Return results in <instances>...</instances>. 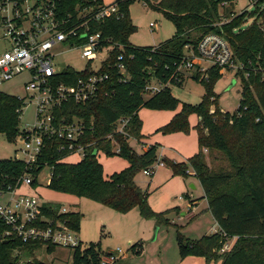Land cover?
<instances>
[{
	"label": "trees",
	"instance_id": "16d2710c",
	"mask_svg": "<svg viewBox=\"0 0 264 264\" xmlns=\"http://www.w3.org/2000/svg\"><path fill=\"white\" fill-rule=\"evenodd\" d=\"M88 1L92 7L103 3V0ZM135 1L116 0L120 17H111L93 26L94 32H102L105 40L116 45L104 66L110 82L86 105L68 102L54 112L58 123L64 119L84 120L83 141L92 145L89 155L78 163L64 162L67 153L60 151L63 142L55 137L47 138L43 155L32 168L18 159L0 160V194L21 188L27 177L33 179V188L37 187L40 175L48 167L52 171L49 188L56 192L85 197L121 214L138 208L142 218L153 220L158 226H170L169 215L179 213V209L155 212L149 204L150 192L137 183L140 173L159 164V146L153 145L144 153H138L130 142L141 144L146 138L139 116L142 109L175 112L182 106L171 122L156 133L188 135L192 130L190 117L196 115L199 118L195 128L199 153L186 163L168 164L173 176L185 179L192 168L219 231L193 240L184 236L178 227L181 259L200 257L222 264H264V0H256L252 11L240 15L235 14V0H159L156 3L139 0L162 13L176 28L173 38L149 47H137L130 42L131 35L137 31L129 14L130 5ZM83 4L81 0H61L59 13L61 17L76 16ZM251 19L253 23L247 26ZM209 34L219 35L230 44L239 66L237 75L242 80V100L235 114L219 109L214 88L222 74L216 67L204 73L196 68L189 76L206 89L198 105L182 103L169 88L170 84L181 87L185 82V75L179 69L187 47L196 51L199 41ZM121 55L124 72L116 66ZM64 75L70 77L68 83L72 84L83 74L68 69ZM157 83L163 89L145 100V95L150 94L146 90ZM25 107L24 98L0 92V135L10 143L24 135L20 123ZM121 119L128 120V124L123 133H118L116 129ZM94 149L103 150L106 157L123 158L129 167L106 179L103 165L92 153ZM62 207L61 204L45 203L43 210L47 216L55 217ZM62 217L80 231V213L71 212ZM8 230L0 222V264H23L22 254L32 258L25 264H48L35 255L41 251L53 254L56 247L6 239L4 234ZM233 239L236 241L232 249L222 253ZM131 250H135L137 256L141 255L142 245H134ZM102 258V250L95 243L73 252L74 264H101Z\"/></svg>",
	"mask_w": 264,
	"mask_h": 264
},
{
	"label": "built area",
	"instance_id": "2783aa9c",
	"mask_svg": "<svg viewBox=\"0 0 264 264\" xmlns=\"http://www.w3.org/2000/svg\"><path fill=\"white\" fill-rule=\"evenodd\" d=\"M87 1L81 0L84 4L78 8L76 16L61 17V0H0V30L9 44V50L0 56V86L27 74L29 80L25 84V103L36 106L34 124L27 125L22 130L24 135L18 137L22 140L20 151L24 157L18 160L30 168L43 155L47 138L55 137L63 142L60 151L67 153V157L62 160L67 163L81 162L91 152L92 145L83 141L86 131L84 120L64 119L58 123L54 114L56 109L68 102L86 105L96 99L102 88L110 82V75L104 72V66L116 45L111 40H105L102 32H94L93 26L111 17L119 18V7L116 3L106 5L104 2L92 7ZM150 27L154 28L155 25L151 24ZM71 51H81V58L89 63L85 70L78 71L83 75L72 84L68 83L70 77L64 75L65 71L72 68L59 72L56 70V58ZM104 53H107V58L94 67V62ZM185 54L180 71L198 68L202 73L206 72L198 64L199 61L210 62L212 67L222 70L237 68L238 71L239 66L235 63L230 44L219 35L204 36L196 51L187 47ZM122 61L121 55L116 66L124 72ZM161 90L152 86L146 91L155 94ZM127 124L128 120L121 119L116 132L123 133ZM115 151L119 153L118 148ZM92 153L98 160L106 156L101 149H94ZM73 159L75 161H71ZM158 166L165 165L159 163ZM154 167L144 171V174L151 176ZM32 184L33 179L27 177L21 188L0 194V197L8 198L5 204L0 205V222L9 228L4 238L72 252L84 250L79 232L73 228L70 220L62 217L72 211L62 207L57 216H47L43 210L45 203L40 202L38 195L21 193L22 188H31ZM228 250L230 247L226 245L222 253ZM119 259L117 253H111L102 258L101 264H117Z\"/></svg>",
	"mask_w": 264,
	"mask_h": 264
},
{
	"label": "rangeland",
	"instance_id": "374dc122",
	"mask_svg": "<svg viewBox=\"0 0 264 264\" xmlns=\"http://www.w3.org/2000/svg\"><path fill=\"white\" fill-rule=\"evenodd\" d=\"M156 3L159 0H151ZM256 0H235V14L240 15L245 11H252ZM129 14L137 31L131 35L130 42L137 47L158 46L174 37L176 28L171 20L166 18L162 13L152 10L144 1H135L130 5ZM253 23V20L247 21V26ZM155 27L151 28L150 25ZM9 50V44L3 37L0 30V56ZM190 53V52H189ZM107 58V53L99 57V60L94 67L100 65V61ZM198 64L204 69L212 68V64L207 61H199ZM89 66L87 60L81 58V51L66 52L56 58V70L62 71L68 67L77 71H83ZM238 66V65H237ZM219 69V68H218ZM222 78L217 82L214 92L218 97L219 109L223 113L235 114L242 100V80L237 75V68L219 69ZM192 70H183L185 75L184 84L179 87L169 85L172 95L182 103L198 105L201 103L206 89L202 83L189 77ZM29 80L27 74L19 76L0 86V92L6 93L18 98L26 97L25 84ZM155 89H163L158 83L153 85ZM151 94L145 95V100H148ZM148 111V109L144 110ZM169 112V111H166ZM36 106L33 103L27 102L21 116L20 129L24 130L27 125H33L35 122ZM189 135V134H188ZM136 147V143H132ZM22 140L18 137L14 143L7 141L4 135H0V160L6 159H23L21 154ZM143 150V149H142ZM160 147L158 149L159 161ZM100 162L104 165L107 173L118 171L121 165L125 162L121 157H106L101 156ZM75 161V159L71 160ZM161 162V161H160ZM166 160V165L160 167L155 165L153 174L146 176L140 173L137 176V182L144 190L154 191L157 187L155 182L160 185L164 184L168 172L173 170ZM188 162V160L186 161ZM184 162V163H186ZM128 163V162H127ZM178 164V163H177ZM181 164V163H179ZM52 171L46 168L38 179V186L33 188L42 203L61 204L68 210H75L82 215L80 222V239L84 249L91 243L98 244L103 253H117L119 261L117 264H178L181 256L178 245L177 228L182 225L181 233L187 238L199 240L204 237L208 229L211 228V223L206 222V214H198L197 217L191 218L185 216V213L172 212L169 215L172 224L156 225L153 220H146L141 217L139 209L135 208L128 214H121L113 209L93 202L85 197H78L71 194H63L49 188ZM173 175V174H172ZM180 177V176H174ZM183 178V177H182ZM188 186L194 184L196 189L189 188V195H186V208L190 207V197L199 198L203 194V188L200 181L195 178L192 168L189 169ZM28 188V187H27ZM25 188H23L24 190ZM23 192V191H22ZM8 198L0 197V205L5 204ZM197 207L201 209L205 207L203 200L199 199ZM188 211V209L186 210ZM199 213V212H198ZM178 225V226H177ZM177 226V227H176ZM206 236V235H205ZM131 237L132 245L140 243L144 253L135 255V250H131V244L128 241ZM156 238V239H155ZM121 250V252H119ZM21 255V254H20ZM22 263L32 261V258L21 255ZM35 258L48 264H74L73 252L61 248H57L53 254H47L45 251L37 252Z\"/></svg>",
	"mask_w": 264,
	"mask_h": 264
},
{
	"label": "crops",
	"instance_id": "0c3cea01",
	"mask_svg": "<svg viewBox=\"0 0 264 264\" xmlns=\"http://www.w3.org/2000/svg\"><path fill=\"white\" fill-rule=\"evenodd\" d=\"M103 2L106 5H110V4L115 3L116 0H103ZM181 107L182 106H180L178 110L175 112L152 111V110L144 111L145 109H142L139 113V116L143 122L142 134L146 138L141 141V144L137 143L136 141H131L130 142L131 146L138 153H144L150 146L158 145L160 147L159 154L161 157V160H160L161 162L159 163H164V165H166V160H169V161H172L173 163H178V164L184 163L187 160L194 157L196 154H198L200 150L199 149V139H198V133L195 130V128L199 124L200 120L196 115L190 117V124H191L192 130L189 135H186L184 133H177V134H172V135H162L160 133H156L158 129H160L161 127L171 122V120L175 117V115L181 111ZM132 143H136V147ZM128 167H129V164L127 162L126 163L124 162L121 165V167L118 168L119 169L118 171L107 173L104 169V177L106 179H109L114 173H119ZM172 174H173L172 172H168L166 176V178L168 179L162 185H160L158 182H155V185L157 188L154 191L147 190L150 192L149 204L152 207V209L157 213H164L167 211H171L175 208H178L180 212L185 213V216L188 215L192 219L197 217L198 214L202 215L204 213L206 214L204 216L206 222L211 223V228L208 229V232H206L205 235L210 236V235L217 233L219 231V227L216 221L214 220L211 212L208 209L209 208L208 201L206 199H203L204 191H203V194L199 198L193 199L191 196L189 198L191 205L189 208H186V202H185L186 199L185 197H183V195L184 196L189 195V188L194 190L191 186L193 185L195 189H196V186L192 184L189 187L188 186L189 181L187 179L182 178V177H174ZM24 188H25L24 190L23 188L21 189V193L37 195V192H35L34 189L27 188V187H24ZM199 199L203 200V202L205 203V207L203 206L201 209L197 208V207H200V205H198ZM187 209L188 211H186ZM70 211L75 212V210L73 211L72 209ZM175 213H178V212H175ZM181 226L182 225H180L179 227ZM182 228L183 227H181V230ZM132 240L133 239L131 237H128V241L130 242V244L132 243ZM235 241L236 240L233 239L228 242L227 245L230 247V250L232 249ZM138 244L140 243H136L133 245L131 244V247L134 245H138ZM111 253L112 252H108V253L102 252V255L104 257ZM143 253H144V249L142 251V254ZM178 264H222V262L221 261L207 262L204 258L187 257L184 260L180 259Z\"/></svg>",
	"mask_w": 264,
	"mask_h": 264
},
{
	"label": "water",
	"instance_id": "95a60500",
	"mask_svg": "<svg viewBox=\"0 0 264 264\" xmlns=\"http://www.w3.org/2000/svg\"><path fill=\"white\" fill-rule=\"evenodd\" d=\"M191 187H192L193 189H195V187H194L193 185H192ZM23 264H25V263H23Z\"/></svg>",
	"mask_w": 264,
	"mask_h": 264
}]
</instances>
